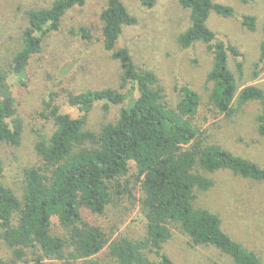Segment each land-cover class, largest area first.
<instances>
[{
    "label": "trees",
    "instance_id": "16d2710c",
    "mask_svg": "<svg viewBox=\"0 0 264 264\" xmlns=\"http://www.w3.org/2000/svg\"><path fill=\"white\" fill-rule=\"evenodd\" d=\"M138 1L149 10L157 4ZM177 2L189 14L179 46L189 50L202 44L212 56L207 100L182 86L172 104L156 74L138 67L129 49L119 47L137 17L123 0H105L93 18L96 23L81 24L78 33H71L76 37H69L85 46L99 45L117 61L119 84L69 93L68 112L58 104L59 95L50 92L40 116L52 121L55 130L37 133L36 159L24 168L16 188L5 184L0 159V242L10 251L0 264H175L165 249L175 232L194 246L219 250L233 264H264L223 230L220 217L196 207L199 194L215 185L209 174L228 170L264 182V166L214 144L208 115L201 120L203 106L212 119L232 120L248 104L258 103L257 131L264 138V90L257 85L240 90L229 65L230 56H240L238 50L208 27L212 13L229 19L235 17L234 9L213 0ZM87 3L55 0L47 8L26 11V24L19 30L21 49L12 56L8 73L0 70V146L22 143L11 77L26 86L32 57L50 37L64 34L69 14ZM241 22L248 31L257 30L255 16L244 15ZM262 32L259 64L264 66V24ZM237 72L242 78L241 64ZM99 104L106 114L113 109L116 114L91 130L89 117ZM132 166L135 173L129 176ZM136 229L143 234L135 237L131 231Z\"/></svg>",
    "mask_w": 264,
    "mask_h": 264
},
{
    "label": "rangeland",
    "instance_id": "374dc122",
    "mask_svg": "<svg viewBox=\"0 0 264 264\" xmlns=\"http://www.w3.org/2000/svg\"><path fill=\"white\" fill-rule=\"evenodd\" d=\"M55 0H0V70L8 73L14 53L21 49L19 30L26 24L27 10L47 8ZM130 12L138 19L137 25L125 29L119 47H127L138 67L152 71L165 89L168 100L176 104L178 88L188 86L206 101L212 84H207L212 56L204 45L182 49L178 36L189 26V14L177 0H157L156 7L146 9L138 0H123ZM230 6L235 17L225 19L212 13L208 27L218 39L235 47L240 56H230L229 65L235 73L240 90L257 85L264 90V66L259 64V48L263 39L264 0H213ZM105 0H88L84 9L73 11L67 17L64 34L50 37L43 51L32 57L25 73L26 86L19 85L11 77L15 87L14 96L18 116L23 124L22 143L19 147L0 146V159L5 164L4 182L16 188L25 167L36 159L34 143L37 133L50 135L54 130L52 121L40 116L43 102L51 91L59 95L58 104L64 112L69 93H80L105 86L117 87L121 67L99 45H83L69 37L78 33L80 25L93 26ZM244 15L257 18V30L248 31L241 22ZM94 21V22H93ZM95 28V27H94ZM197 61V63H194ZM243 76L239 77L238 65ZM260 105L251 103L232 120L225 117L212 119L206 106L202 107L201 120L206 114L210 139L235 155L264 166V138L257 131ZM116 114H106L97 105L89 117L88 128L100 129ZM135 173L132 166L129 176ZM214 187L200 193L196 207L207 209L220 217L223 230L246 249L254 251L264 262V182H255L223 170L208 175ZM130 207V204L127 203ZM125 205L121 207L124 208ZM56 219L53 220L54 225ZM139 228V227H137ZM135 237L142 230L131 231ZM166 252L175 264H233L232 260L213 247L194 246L181 233L175 232ZM10 251L0 242V258L8 259Z\"/></svg>",
    "mask_w": 264,
    "mask_h": 264
}]
</instances>
